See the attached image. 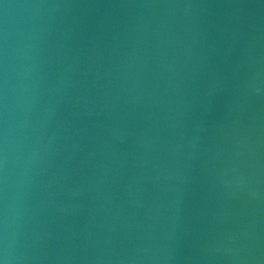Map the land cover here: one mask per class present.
Returning <instances> with one entry per match:
<instances>
[{
    "label": "water",
    "instance_id": "water-1",
    "mask_svg": "<svg viewBox=\"0 0 264 264\" xmlns=\"http://www.w3.org/2000/svg\"><path fill=\"white\" fill-rule=\"evenodd\" d=\"M0 264H264V0H0Z\"/></svg>",
    "mask_w": 264,
    "mask_h": 264
}]
</instances>
